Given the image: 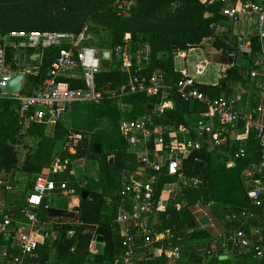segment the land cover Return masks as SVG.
<instances>
[{
  "label": "trees",
  "instance_id": "trees-1",
  "mask_svg": "<svg viewBox=\"0 0 264 264\" xmlns=\"http://www.w3.org/2000/svg\"><path fill=\"white\" fill-rule=\"evenodd\" d=\"M235 1L231 0L230 4ZM123 2L130 3L124 13ZM222 5L220 0H0V38L12 31L79 33L88 26L90 39L87 45L100 54L110 53L109 59L101 58L100 70L95 76L96 90L102 95L99 104H74L65 122L55 127L33 124L19 135L15 102L0 98V195L5 200L0 219L3 214L21 216L19 203L21 207L25 195L33 190L35 179L55 159L63 167L62 172L52 175L55 185L58 187L65 183L66 189L77 195L83 191L88 193L86 199L79 201L78 222L56 220L51 228L57 232V240L41 243L36 251L38 258L31 260L30 264H112L113 259L120 256V232L114 221L119 206L125 210L132 209L131 196L128 193L123 195V188L130 183L129 177L124 187L120 185L128 169L141 166L133 159L134 156L127 153L119 122L122 119H140L147 114L153 115L155 126L171 131L185 129L188 140H198L201 144L181 162V170L197 178L199 183L194 187L177 185L162 210L157 209L162 192L167 185L175 183V178L169 177L164 168L155 175L154 211L148 217V224L160 233L181 238L178 243L180 258L175 264L234 263L230 259L220 260L223 252L213 244L216 239L212 235L213 229L198 226L196 209L209 208L212 220L218 219L224 224V233L230 226L223 222L219 206L227 209L226 212L249 207L248 187L242 172L251 163L259 161L255 140L247 137L243 144L232 143L228 139V131L235 127L215 121L214 132L223 131L218 135L223 142L215 146L210 134L204 131L200 136L197 134V123L206 111L204 103L184 102L173 91L162 99L160 95L120 90L127 87L129 74L137 68L136 58L144 53H147L148 61L140 65L138 75L160 74L166 83H176L181 77L175 69L176 57L199 48L205 41H211L210 47L231 59L232 64L225 69L217 84H198V90L211 100L230 97L236 88H248L250 79L247 72L260 69L256 64L259 44L255 30L250 34L251 54H239L238 36L233 32V24L222 16ZM118 45L126 46L131 58L129 73L120 68L121 61L112 53ZM56 56L55 48L43 52L40 72L24 79L23 94H29L31 87L43 83ZM25 61L30 65L37 64V61L31 62L30 55ZM63 81L71 89H86L82 79ZM251 88H254L253 84ZM166 101L171 106L157 114V107ZM256 102L257 99L252 104ZM204 121L207 122L206 119ZM241 126L239 124L236 128ZM70 132L82 134L74 154L64 151ZM25 136L39 138L34 148L22 147ZM94 144L101 145L99 155L93 151ZM183 145H173L165 137L161 150ZM240 146L244 147L246 154L243 158H236ZM19 147L26 152L22 161L19 160ZM90 161L97 165V178L75 172L77 163ZM147 174L145 172V179L149 176ZM140 183L139 180L133 184L134 192L139 195L142 194ZM204 195L206 202L202 201ZM51 206L45 202L38 210L44 223L53 220L47 214ZM68 232H72L70 237H67ZM95 235L103 237L105 250L90 254L89 246ZM140 240L137 245H140ZM0 245H3L1 238ZM201 251L204 252L201 254ZM205 251L211 253L206 254ZM10 253L18 255L16 250ZM107 253L110 254L109 259L106 258ZM247 256L252 258L251 252ZM138 262L143 264V260ZM149 264H166V259L160 257ZM256 264H264V258L257 260Z\"/></svg>",
  "mask_w": 264,
  "mask_h": 264
},
{
  "label": "built area",
  "instance_id": "built-area-1",
  "mask_svg": "<svg viewBox=\"0 0 264 264\" xmlns=\"http://www.w3.org/2000/svg\"><path fill=\"white\" fill-rule=\"evenodd\" d=\"M230 1L220 0L223 4L222 16L233 25H242L243 29L245 24L251 21L259 44L256 64L260 69L247 72L249 85H254L255 95H258L256 104L249 102L247 88H239L230 97L221 96L210 100L198 90L197 81L186 70L180 72L181 77L174 84L166 83L160 74L140 76L138 71L140 65L148 61L147 53L137 56V68L129 74L127 87L120 90L144 93L148 96L160 95L162 99L173 91L178 99L184 102L204 103L206 111L201 114L196 128L199 132L210 134L215 146L223 142V139L218 138L219 133L214 132L215 121L233 127L242 124L245 136L255 140L259 161L251 163L242 172L248 187L246 195L250 205L222 215L223 222L230 228L218 234L213 244L220 247L226 258L234 260L251 252L252 259L257 261L264 258V216L260 217V212H264V0H236L234 4H230ZM129 5L130 3L123 2V13ZM89 39L88 26H84L79 33L12 31L0 38V98L15 102L19 135H23L33 124L57 126L76 103L99 104L102 95L96 90L95 76L100 70L101 58L109 59L110 53L100 54L95 48L88 46ZM238 43L239 54L249 56L252 51L250 35H239ZM125 47L118 45L112 53L121 61L120 68L129 73L131 58ZM52 48L57 49V56L52 61L45 80L42 84L31 87L29 94H23L24 79L39 74L40 58L45 50ZM29 55L31 62L37 61V64L30 65L25 61ZM196 69L198 75L202 74V66L198 65ZM12 74L22 75L21 88L16 95L4 92ZM72 78L82 79L86 89H71L68 83L63 81ZM169 106L170 104L164 102L157 107L156 113L161 114ZM119 130L127 147L140 151L139 162L152 175L138 185L142 189L141 195L134 192L133 184L137 181L132 178L123 188V195L128 193L132 198V209L121 212L114 221L120 232L121 254L113 259L112 264H140L137 259L139 247H143L147 254L153 251L159 253L168 260L166 264H174L175 258L179 256L178 243L181 238L170 233H160L148 224V217L154 211L153 188L157 182L155 175L164 168L169 177L175 178V184L196 186L199 180L186 175L181 170V162L191 150H198L201 144L198 140H187L182 147L161 150L167 131L154 125L151 114L136 120L122 119L119 122ZM81 140L82 134L70 132L64 143V151L74 154ZM245 154L246 150L240 146L235 157L243 158ZM59 172H62V166L56 160L50 166L49 173ZM6 190L10 188L6 187ZM57 190L59 194H65L66 184L62 183L57 187L53 180L40 175L34 181L33 190L25 195L20 207L21 216H1L0 236L11 232L13 236L8 244L0 245V264H30L31 260L38 258L36 251L41 243L57 240V232L45 227L38 215L43 203H52ZM171 193H174V190ZM160 208L158 203L157 209ZM210 228L215 230L213 224H210ZM71 235L72 232L67 233V237ZM138 239H141L140 245H137ZM157 244L161 245L160 249H156ZM11 250L18 251V255L10 253ZM90 252L94 254L98 251L91 250L90 247ZM203 252L201 251V254ZM149 259L151 257L148 255L146 261Z\"/></svg>",
  "mask_w": 264,
  "mask_h": 264
},
{
  "label": "crops",
  "instance_id": "crops-1",
  "mask_svg": "<svg viewBox=\"0 0 264 264\" xmlns=\"http://www.w3.org/2000/svg\"><path fill=\"white\" fill-rule=\"evenodd\" d=\"M244 28L245 29H243V26L242 25H233V32L237 35V36H239V35H241V34H243V33H246L247 35H250L252 32H253V29H254V27H253V25H252V22L250 21V22H248V23H246L245 24V26H244ZM248 29L250 30V32H248ZM194 50V49H193ZM190 52H192V50H190V51H188V52H186V53H182V54H180V55H178L177 57H176V59H175V69H176V71L177 72H181L182 70H186L187 71V73L190 75V76H192L196 81H197V83L198 84H210V85H215V84H217L218 83V80H219V78L220 77H222V75H223V72L225 71V69H227L228 68V66H230L231 64H232V60L231 59H229V58H227V57H221V60H224V59H227V61H226V63H224L223 62V65L221 66V68L220 67H217L216 68V71H215V77H214V75L212 74V78H214L215 79V81L213 82V81H209V82H201V81H198L197 79H196V76L197 77H199V76H203V74H204V71L202 70V74H200V75H198L197 74V69H196V66H195V71H194V75H192L190 72H189V70H188V68H187V64H186V59H187V56H188V53H190ZM177 61L179 62L178 64L179 65H177ZM203 62V65H204V67L208 64L206 61H202ZM225 64H226V66H225ZM215 65V64H214ZM198 66V65H197ZM226 67V68H225ZM213 79V80H214ZM239 88H236L235 89V91L236 90H238ZM248 91H247V95H248V99H249V102H253V101H255L256 99H257V97H258V95L256 96L255 95V93H256V89L255 88H251L250 87V85H248ZM167 96H165L164 98H166ZM166 103H168V104H170V106H171V103L170 102H168V101H166ZM169 106V107H170ZM66 117V116H65ZM65 119L66 118H64V122H65ZM231 127V126H230ZM235 128H233V129H231L230 131H228L229 132V134H228V139L231 141V142H234V143H245L246 142V139H247V137L245 136V133H244V130L242 129V128H236L237 126H234ZM159 128H161V127H159ZM162 129V128H161ZM163 129H166V135H165V137H167L168 139H169V141L171 142V144H173V145H179V144H181V143H184V142H186L188 139H187V130H185V129H181V130H179V131H171V130H169V129H167V128H163ZM223 133V131H219V134H222ZM197 134L200 136V132L198 131L197 132ZM26 137H28V136H26ZM24 147V146H23ZM131 150V149H130ZM101 152V151H100ZM133 152L134 153H136V154H138V158H136L137 159V161H138V163L140 164V166H141V168H142V170H141V168H136V169H138V172L137 173H133V174H131V175H129L128 177H129V180H130V178H132L134 181H141V182H144V181H146V180H148L150 177H151V175H152V173L150 172V171H148V170H145L144 169V167H143V165L139 162V155L141 154L140 153V151H138V150H133ZM136 154H134L135 156H136ZM56 160H58V159H55V161ZM54 161V162H55ZM59 161V160H58ZM53 162V163H54ZM52 163V164H53ZM85 163H90V164H95L96 165V163L94 162V161H90V162H85ZM77 164H79V165H77ZM75 166H74V170H75V172H77V174L79 173V174H81V175H83V176H86L85 174H84V172L83 171H81L82 169H81V165L80 164H83L84 165V163H82V162H79V163H77ZM49 168L50 167H48V168H44L43 170H42V173H41V175H43V176H46L47 178H49V179H51V180H53L52 178V175L54 176V175H56V174H59V173H49ZM62 171H63V167H62ZM95 172H96V176L95 177H92V178H97V165H96V170H95ZM145 172H147L148 174L147 175H149V176H147V178L145 179ZM150 172V173H149ZM95 175V174H94ZM144 177V178H143ZM177 186V183L175 184V183H171V184H169V185H167L165 188H164V190H163V192H162V195H161V198H160V201H159V204H160V206H161V210L162 209H164L165 208V206H166V203H167V201H168V199H169V196L172 194L171 192H172V190L173 189H175V187ZM83 192H85V191H83ZM87 193V192H86ZM171 193V194H170ZM81 194H82V192H81ZM81 194L80 195H77L74 191H68L67 190V192L65 193V194H59V193H57L55 196H54V198H53V200H52V205L53 206H51V208L50 209H56V210H61V211H66V210H71L73 207H75V206H79V201H80V197H81ZM88 194V193H87ZM88 196V195H87ZM60 199L61 201H59V202H57L56 201V199ZM75 199H76V203H75ZM56 204L58 205V206H56ZM56 206V207H55ZM4 207H5V200L2 198V196L0 195V212H2L3 210H4ZM197 207V206H196ZM18 208H20V203H19V207ZM21 209V208H20ZM219 209H220V211H222L221 213H225L226 211H227V209L226 210H224V208L222 209V207L221 206H219ZM49 210V209H48ZM48 210H47V212H48ZM196 210H198V213H200L201 212V208L200 207H197V209ZM124 211H126L125 209H123V206L121 205V206H119L118 207V210H117V213H116V217H117V215L118 214H120L121 212H124ZM227 213V212H226ZM48 214V213H47ZM14 217H17V218H19L20 216H17V215H15V213L14 214H12ZM49 215V214H48ZM49 216H51L52 218H53V220H51V221H49V223H45V227H49V228H51L52 227V224L53 223H56V220H60V221H62V222H64V223H76L77 221L75 220V219H73V218H68V217H64V218H57V217H54V216H52V215H49ZM202 216H206L207 218H208V220H209V225L207 226V227H210V224H213L214 226H215V231L217 232V235L218 234H220V233H222V231L224 230L223 228L225 227L224 226V224L223 223H220V226H216L215 225V221H213L212 220V216H211V214H207V213H202V214H200L199 216H197V220H198V218H200V217H202ZM261 216H264V212H260V217ZM197 220H196V222H197ZM256 223H258V222H256ZM199 226V225H198ZM201 227V226H200ZM221 227V228H220ZM201 228H203V227H201ZM204 228H206V227H204ZM214 230V229H213ZM220 230H222V231H220ZM91 233V235H93V232H89V234ZM7 234H13L12 232L11 233H7ZM216 235V236H217ZM4 236V235H3ZM3 236H0V238H1V241L3 242ZM13 236V235H12ZM11 236V237H12ZM96 236V235H95ZM95 236H94V239L91 241V243H90V246H89V251H90V247H91V250H95V251H102V249H101V246L100 245H98V244H96L95 243ZM10 237V238H11ZM140 240V239H139ZM10 241H11V239H10ZM4 243V242H3ZM6 244H8V243H6ZM104 247H105V244H104ZM161 248V245L160 244H157L156 245V249H160ZM213 249V248H212ZM181 250V249H180ZM214 250V249H213ZM90 254H91V252H90ZM148 255L151 257V259H149L148 261H146V257H148ZM226 255L225 254H222L221 256H219V258H220V260H227V259H230L229 257H225ZM160 257H163V256H161V255H159V253H157V252H152L151 254H147V252H146V250L143 248V247H139V249H137V259H138V261H142L143 260V264H149V262H151V261H155L156 259H158V258H160ZM165 258V257H164ZM180 258V252H179V256H178V258H175V260H174V264L178 261V259ZM221 258H223V259H221ZM166 259V258H165ZM230 261H232V262H234L233 264H256V261L255 260H253L251 257H249V256H244V257H242V258H236V259H234V260H232V259H230ZM168 262V260L166 259V263ZM140 263V262H139ZM7 264H9V263H7ZM140 264H142V263H140Z\"/></svg>",
  "mask_w": 264,
  "mask_h": 264
},
{
  "label": "rangeland",
  "instance_id": "rangeland-1",
  "mask_svg": "<svg viewBox=\"0 0 264 264\" xmlns=\"http://www.w3.org/2000/svg\"><path fill=\"white\" fill-rule=\"evenodd\" d=\"M248 32H250L249 29H248ZM210 42L205 41V42L202 43V45L199 48L194 49V50H192V52L188 53L187 59L185 61L186 64H187V68H188L189 72L192 75H194L195 66L200 65V66L203 67V69H202L204 71L203 76H199V77L196 76V79L198 81L206 82V83L209 82V81H213V82L215 81V79L211 77L212 74L215 77L216 68L217 67L221 68V66L223 65V62L226 63V61H227V59L221 60V57H223V55H221L220 53H218L214 49H212V47H210ZM202 61H206L208 64L204 67ZM178 63L179 62L177 61V65H179ZM225 66H226V64H225ZM77 74L79 75L80 72L77 73ZM38 140H39V138H34V137H29V136L26 137L25 136L24 137L23 146L25 145L27 149L34 148L36 146V142ZM22 147H19V160L20 161L23 160L24 155L26 153V152L23 151L24 147L23 148ZM126 151H127V153H129L132 156H134L133 159L136 162H138L137 159H136V158H138V154L134 153L133 150H130L129 148H126ZM134 154H136V156ZM80 165H81V169H82L81 171H83L86 176H88V177H95L96 176V172H95L96 165L95 164L84 163V165L83 164H80ZM137 172H138V169H128L125 172V176H124L125 179L123 178L122 183H121L120 186L124 187L125 181L128 178V176L133 174V173H137ZM56 201L59 202L61 200L58 198V199H56ZM166 205H167V203H166ZM56 206H58V205L56 204ZM200 208H201V212L198 213V210H197L196 216H199L202 213L211 214L210 209L207 208L206 206L205 207H200ZM213 208H217V206L213 205ZM215 225L216 226H220V223H219L218 219L215 221ZM212 231H213L212 235H213V237H215L217 235V232L215 230H212ZM220 231H222V230H220Z\"/></svg>",
  "mask_w": 264,
  "mask_h": 264
},
{
  "label": "water",
  "instance_id": "water-1",
  "mask_svg": "<svg viewBox=\"0 0 264 264\" xmlns=\"http://www.w3.org/2000/svg\"><path fill=\"white\" fill-rule=\"evenodd\" d=\"M105 56L107 57V54H105ZM21 81H22V75L21 74H12L9 77V80L7 81L5 87H4V92L8 95H16L19 93L20 88H21ZM93 151L96 155L100 154L101 151V145L99 144H94L92 145ZM79 165V164H77ZM87 193L86 192H82L81 194V199H86L87 198ZM203 202L207 201L206 195L203 196L202 198ZM209 204L211 205L212 202H209ZM79 212V207L75 206L73 207L71 210H66V211H61V210H56V209H49L48 210V214L52 215L54 217L57 218H64V217H68V218H73L78 222V214ZM197 224L201 227H207L209 225V220L206 216H202L200 218H198L197 220ZM91 234V233H90ZM12 236V234H5L3 236V242L4 243H9L10 242V237ZM95 243L101 246L102 252H104L105 247H104V240L103 237L101 235H96L95 236ZM106 258L109 259L110 258V254L107 253L106 254ZM223 259V258H221Z\"/></svg>",
  "mask_w": 264,
  "mask_h": 264
},
{
  "label": "bare ground",
  "instance_id": "bare-ground-1",
  "mask_svg": "<svg viewBox=\"0 0 264 264\" xmlns=\"http://www.w3.org/2000/svg\"><path fill=\"white\" fill-rule=\"evenodd\" d=\"M75 203H76V199H75Z\"/></svg>",
  "mask_w": 264,
  "mask_h": 264
}]
</instances>
